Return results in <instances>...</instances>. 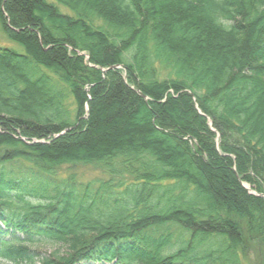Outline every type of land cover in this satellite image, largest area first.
<instances>
[{
	"label": "trees",
	"instance_id": "16d2710c",
	"mask_svg": "<svg viewBox=\"0 0 264 264\" xmlns=\"http://www.w3.org/2000/svg\"><path fill=\"white\" fill-rule=\"evenodd\" d=\"M0 22L25 50L0 47V260L264 264V0H0Z\"/></svg>",
	"mask_w": 264,
	"mask_h": 264
},
{
	"label": "rangeland",
	"instance_id": "374dc122",
	"mask_svg": "<svg viewBox=\"0 0 264 264\" xmlns=\"http://www.w3.org/2000/svg\"><path fill=\"white\" fill-rule=\"evenodd\" d=\"M64 13L70 14L71 12L66 9H62ZM0 47H6L14 50L19 54H24L25 50L23 47L18 45L16 42L11 41L4 31L3 24L0 22ZM63 175L65 176L73 174L75 175L78 181L88 182L93 180H100V179H109V176L104 174L103 171L95 166H84V165H77V166H69L62 171ZM246 189H250L248 186H244ZM174 236H176V230H172ZM34 250H38L42 254L45 255H52L57 251V247L50 244V243H38L30 246ZM0 264H13L9 263L4 260H0Z\"/></svg>",
	"mask_w": 264,
	"mask_h": 264
},
{
	"label": "water",
	"instance_id": "95a60500",
	"mask_svg": "<svg viewBox=\"0 0 264 264\" xmlns=\"http://www.w3.org/2000/svg\"><path fill=\"white\" fill-rule=\"evenodd\" d=\"M139 93V92H138ZM141 96H143L142 94H140ZM145 98V96H143ZM146 99V98H145Z\"/></svg>",
	"mask_w": 264,
	"mask_h": 264
}]
</instances>
